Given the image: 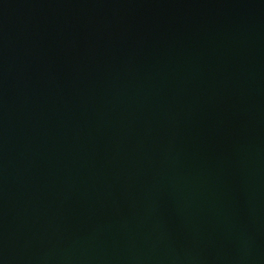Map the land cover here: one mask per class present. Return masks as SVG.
<instances>
[{"label":"water","instance_id":"95a60500","mask_svg":"<svg viewBox=\"0 0 264 264\" xmlns=\"http://www.w3.org/2000/svg\"><path fill=\"white\" fill-rule=\"evenodd\" d=\"M0 264H264V0H0Z\"/></svg>","mask_w":264,"mask_h":264}]
</instances>
